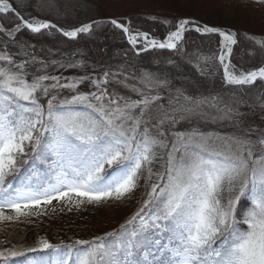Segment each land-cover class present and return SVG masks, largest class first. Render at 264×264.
I'll use <instances>...</instances> for the list:
<instances>
[{
	"label": "snow or ice",
	"instance_id": "1",
	"mask_svg": "<svg viewBox=\"0 0 264 264\" xmlns=\"http://www.w3.org/2000/svg\"><path fill=\"white\" fill-rule=\"evenodd\" d=\"M29 7L56 9L53 0H0V14L18 21L11 31L0 25V32L16 41L25 30H55L75 41L100 23L66 30L32 12L26 19L18 9ZM108 22L127 35L137 55L149 49L182 55L189 26L217 34L218 52L200 57L197 67L203 75L218 61L224 88L195 97L176 89L165 105L163 92L171 90L166 75L62 77L48 73L49 65L66 69L83 62L41 60L29 50L34 45L20 42L24 59L0 51V225L46 215L43 206L53 201L69 210L121 204L141 180L146 187L139 208L113 231L72 244L45 238L29 247L12 244L0 248V264L30 254L24 264H264V128L247 121L248 109H264V60L237 68L231 59L237 33L188 18L164 20L170 26L164 39L133 32L118 19ZM247 39L264 57V37ZM85 82L92 91L81 89ZM110 83L136 98L109 91ZM182 123L188 127L177 130ZM209 125L215 129L206 130Z\"/></svg>",
	"mask_w": 264,
	"mask_h": 264
},
{
	"label": "trees",
	"instance_id": "2",
	"mask_svg": "<svg viewBox=\"0 0 264 264\" xmlns=\"http://www.w3.org/2000/svg\"><path fill=\"white\" fill-rule=\"evenodd\" d=\"M213 1V0H211ZM225 3L232 2L233 4H241L250 6V8L258 9L264 8V5L253 4L251 0H219ZM18 2V0H13ZM31 3H36V0H30ZM47 2V0H45ZM56 9L43 12H33L29 8L18 9L28 18L27 13L32 12L34 16L40 19L50 20L53 23L64 27L65 29H73L83 24L85 8L95 4L90 0H53ZM130 14L125 16L112 15L108 17V13L103 10L99 19L107 20V18L118 19L121 23L129 25L131 30H139L141 32H148L152 37L157 39H164L170 26L163 23L164 20L180 19L176 15H171L167 11H149L136 8L129 10ZM150 12V13H148ZM252 15V14H251ZM69 19L72 21L68 20ZM74 18H73V17ZM117 16V17H116ZM152 17H156L155 20ZM95 19H90L87 22H92ZM130 22V23H129ZM18 23L13 14H0V25H3L6 31H11L15 24ZM200 26L203 24L198 23ZM242 32H236L239 43H237L233 53V64L237 68L243 67L245 70L255 68L261 65L264 57H261L257 47L253 42L247 39V36L264 37L260 32H251L242 29ZM247 34V35H246ZM220 37L216 34L209 36H201L198 32L189 31L183 42L182 55H175L167 51H158L149 54L137 55L129 47L126 42L125 35L111 25L109 22H100L98 25H93V32L90 34H82L77 40L71 41L55 30H48L42 34H32L29 31H22L16 35V41L5 35V32H0V51H7L8 54L13 55L14 59L19 61L24 59L18 53L20 48L17 42L34 45L33 49L36 57L41 60L51 61H65L68 58H80L90 64L97 65L108 71L114 69H122L125 74H135L139 76L143 71L158 73L161 76H167L171 81L170 92H163L166 96L163 103L167 104L170 97L176 96V89L185 91L189 96L209 95L221 92L224 88L222 82V69L218 66L215 69L205 70V74H201L197 67L199 58L202 56H212L218 52L220 48ZM172 60L173 63H168ZM38 66V65H37ZM54 66V65H49ZM31 70V69H30ZM118 72V71H117ZM134 81L130 80V83ZM259 83V82H258ZM255 87V86H253ZM123 89V87H121ZM249 115L247 117L248 123L256 127H264V122H260V116L264 118V109L256 107L247 110ZM255 115L259 117L255 120ZM254 120H253V119ZM187 124H180L177 130L183 131L187 128ZM214 125H209L206 130H214ZM222 131H232V129H221ZM146 190L145 181H140V187L136 190L137 201L141 202L143 194ZM140 204L137 205L139 208ZM127 219V218H126ZM122 222H116L109 225L107 231H87V232H69L66 230L56 231L52 227L37 226L30 227L27 225H5L0 227V241L6 243L0 245V248L10 247L12 244L23 245L24 247L34 246L40 238L48 239L54 244H72L77 239H91L95 236L103 235L106 232L113 231L118 228ZM10 242V243H7ZM34 254H30L28 258H17L14 264H24L27 259L32 258Z\"/></svg>",
	"mask_w": 264,
	"mask_h": 264
},
{
	"label": "rangeland",
	"instance_id": "3",
	"mask_svg": "<svg viewBox=\"0 0 264 264\" xmlns=\"http://www.w3.org/2000/svg\"><path fill=\"white\" fill-rule=\"evenodd\" d=\"M90 1H92L95 4V6L90 5L85 8L83 23H90L87 22L90 19H95L94 21H102V22L104 21L108 22L111 19H115V18H107V20L99 19L102 15L100 13L103 10H105L109 14L108 17H111L112 15L125 16L127 14H130L129 10H135L136 8H138L145 10V12H143L144 14L146 13L147 10L167 11L171 15H176L179 18L192 19L203 25L218 27L225 31L231 30L235 32H242L243 31L242 29H245L247 31H251L254 33L260 32L262 33V35L264 34V8H258L254 10V8H250V6L248 7L241 4L235 5L232 2L225 3L219 0H213V1L211 0H90ZM69 18L70 16L68 17V20L72 21ZM127 26L129 27V25ZM189 27H190L189 31L194 30V26H189ZM66 30H71V29H66ZM118 30L122 32L121 29ZM189 31L185 33V36ZM59 34L62 35L61 33ZM123 34L125 35L127 44L132 49V46L128 43L127 35L125 33ZM199 34L201 36L211 35V34L202 35L201 33ZM149 36L152 37L150 34ZM220 39L222 40L221 37ZM237 41H238L237 43H239L238 38ZM236 45L233 46V53ZM140 47H142V45H138V48ZM132 50L136 54V50L134 49ZM158 51L170 52L169 50L149 49L146 52L140 51L139 55L149 54ZM80 61L82 60L78 57L68 58L65 61H63V63L65 64L76 63ZM82 62H83V67H76V68L65 69V68H59L58 65L49 66L47 68V72L52 75H58L62 77L71 78V77H80L84 75H89L92 76L93 78L99 79L103 76L104 72L109 70V69L108 70L102 69V67H98L97 65L90 64L86 61H82ZM117 71L124 72L122 69H114L113 72H117ZM108 72H112V71H108ZM111 79L112 78L110 77V80ZM118 79H123V77H119ZM107 87L109 91L114 90L118 92L120 95L132 96V98H136L133 93L129 92L125 88L122 89L120 86H118L115 83H110ZM81 89L83 91L93 90L91 85H89L87 82L81 85ZM164 97L166 98L165 95ZM254 118L255 120H257L259 117L255 115ZM260 122H264V118L261 116H260ZM261 128L264 127L262 126ZM137 199L138 198L136 197V192H135L132 198L125 200L121 204H110L104 207H93L92 205L85 204V205H81L79 208L71 207V210H69L70 206L62 205L59 202L53 201L52 205L43 206L47 208L46 215L33 217L31 221L24 220L19 223H9V225L18 224V225H27L30 227L47 226V227H52L53 230L56 231L67 229L69 232H73V233L87 232V231L93 232L97 229L98 231L103 232V230L107 231L108 229H110L107 228L109 225H113L116 222H122L124 219L133 215L135 211L138 209L137 205L140 204V201H137ZM53 209H55V211H53ZM5 225L8 224L0 225V227Z\"/></svg>",
	"mask_w": 264,
	"mask_h": 264
},
{
	"label": "water",
	"instance_id": "4",
	"mask_svg": "<svg viewBox=\"0 0 264 264\" xmlns=\"http://www.w3.org/2000/svg\"><path fill=\"white\" fill-rule=\"evenodd\" d=\"M97 22H102V21H97ZM217 35V34H216Z\"/></svg>",
	"mask_w": 264,
	"mask_h": 264
}]
</instances>
